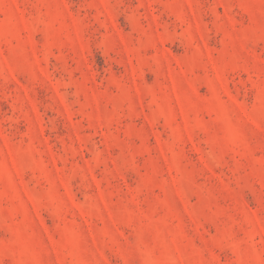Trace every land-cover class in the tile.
<instances>
[{
  "label": "rangeland",
  "instance_id": "rangeland-1",
  "mask_svg": "<svg viewBox=\"0 0 264 264\" xmlns=\"http://www.w3.org/2000/svg\"><path fill=\"white\" fill-rule=\"evenodd\" d=\"M0 264H264V0H0Z\"/></svg>",
  "mask_w": 264,
  "mask_h": 264
}]
</instances>
